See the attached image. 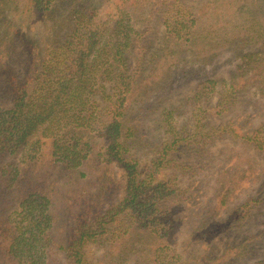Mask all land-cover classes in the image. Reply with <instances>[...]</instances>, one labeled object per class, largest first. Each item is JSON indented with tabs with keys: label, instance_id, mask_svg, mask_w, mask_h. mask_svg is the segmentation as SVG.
<instances>
[{
	"label": "trees",
	"instance_id": "trees-1",
	"mask_svg": "<svg viewBox=\"0 0 264 264\" xmlns=\"http://www.w3.org/2000/svg\"><path fill=\"white\" fill-rule=\"evenodd\" d=\"M187 1L0 0V77L12 95L11 105H0V206L22 211L15 228L0 217V264H51L57 248L69 264H92L86 246L97 243L107 264L133 256L152 264L172 240L164 225L175 220L167 210L177 189L159 174L200 132L177 128L179 106L165 108L155 123L171 137L142 173L133 137L146 103L171 87L186 53L207 62L229 44L256 48L242 54L229 81L199 83L195 116L227 111L246 79L264 95V0ZM156 26L162 36L152 43ZM22 45L29 59L20 76L13 64ZM114 162L125 174L121 200L83 224L68 247L56 243L61 207L92 203L91 181Z\"/></svg>",
	"mask_w": 264,
	"mask_h": 264
},
{
	"label": "rangeland",
	"instance_id": "rangeland-1",
	"mask_svg": "<svg viewBox=\"0 0 264 264\" xmlns=\"http://www.w3.org/2000/svg\"><path fill=\"white\" fill-rule=\"evenodd\" d=\"M187 2L199 7L206 0ZM161 29L156 26L151 32L152 43H159ZM229 46L207 62L197 61L192 53H186L171 87L151 96L141 120L136 123L138 136L133 138L144 174L158 155L156 149L171 137L165 136L155 123L165 108L179 106V114L173 119L177 128L186 126L188 134L200 132L196 138L198 144L181 143L161 168L159 177L171 181L177 189L167 210V216L175 220L171 223L167 218L164 227L170 228L172 240H165L152 264H264V95L246 79L241 81V92L227 111L197 116L193 113L191 98L199 83L206 78L229 81L242 63V54L256 48ZM20 50L23 59L15 58L18 61L13 67L22 76L29 57L23 45ZM5 84L2 75L1 106L12 103ZM223 87L219 83V89ZM217 100L214 93L209 103L215 105ZM61 172L64 174L63 169ZM124 175L123 166L114 162L105 169V174L91 181L92 203L82 199L63 205L58 224L52 230L56 243L68 247L83 224L94 223L100 209L103 211L119 202ZM21 212L14 205L0 206L4 225L9 221L12 228L21 223ZM5 229L11 231L10 226ZM57 250L51 264H69L65 251ZM86 252L92 264H107L105 250L98 243L87 245ZM135 260L133 256L122 264H134Z\"/></svg>",
	"mask_w": 264,
	"mask_h": 264
}]
</instances>
